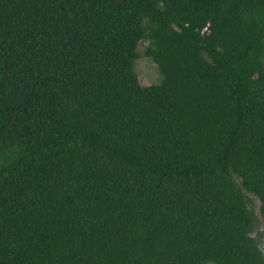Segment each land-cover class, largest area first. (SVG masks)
<instances>
[{
	"label": "trees",
	"instance_id": "1",
	"mask_svg": "<svg viewBox=\"0 0 264 264\" xmlns=\"http://www.w3.org/2000/svg\"><path fill=\"white\" fill-rule=\"evenodd\" d=\"M260 226L264 0H0V264H264Z\"/></svg>",
	"mask_w": 264,
	"mask_h": 264
},
{
	"label": "rangeland",
	"instance_id": "2",
	"mask_svg": "<svg viewBox=\"0 0 264 264\" xmlns=\"http://www.w3.org/2000/svg\"><path fill=\"white\" fill-rule=\"evenodd\" d=\"M145 47H146V42L138 46V49H137L138 58L136 59L135 64H134V71L140 77V79L146 84L148 83L159 84L161 81V76L158 70L154 67L150 58H148L145 55L144 53ZM249 196L251 199H253L252 195H249ZM258 206H259V201L255 199L254 204H253L255 214L258 213ZM260 231L264 232L263 228H261Z\"/></svg>",
	"mask_w": 264,
	"mask_h": 264
},
{
	"label": "water",
	"instance_id": "3",
	"mask_svg": "<svg viewBox=\"0 0 264 264\" xmlns=\"http://www.w3.org/2000/svg\"><path fill=\"white\" fill-rule=\"evenodd\" d=\"M259 206H260V203H259ZM259 206H258V213H256L258 218L260 217ZM261 228H263V227L260 226V229H261ZM254 236H255V235H254ZM261 250H262V252H263V254H264V246H261Z\"/></svg>",
	"mask_w": 264,
	"mask_h": 264
}]
</instances>
